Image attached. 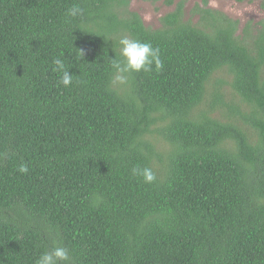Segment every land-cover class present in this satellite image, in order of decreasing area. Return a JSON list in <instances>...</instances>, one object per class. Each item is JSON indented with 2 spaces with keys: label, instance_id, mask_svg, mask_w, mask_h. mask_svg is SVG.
<instances>
[{
  "label": "trees",
  "instance_id": "16d2710c",
  "mask_svg": "<svg viewBox=\"0 0 264 264\" xmlns=\"http://www.w3.org/2000/svg\"><path fill=\"white\" fill-rule=\"evenodd\" d=\"M186 2L153 30L129 0H0V264H264V21ZM124 36L163 67L112 83Z\"/></svg>",
  "mask_w": 264,
  "mask_h": 264
},
{
  "label": "rangeland",
  "instance_id": "374dc122",
  "mask_svg": "<svg viewBox=\"0 0 264 264\" xmlns=\"http://www.w3.org/2000/svg\"><path fill=\"white\" fill-rule=\"evenodd\" d=\"M129 10L133 13H137L143 20L147 28L156 30L161 27L160 20L162 17L174 12L180 0H175L171 5L169 0H161L159 2H151L150 0H129ZM261 0H253L251 2L237 3L235 0H210L209 9L221 12L227 15L230 19L239 22V36H244V31L250 26L251 31L256 34V31L260 28L258 23L264 21V11L261 6ZM202 6V0H187L185 7V20L192 21L194 25L199 22V17L196 16L194 10L196 7ZM224 76L215 74L212 77V82L207 86V100H213L215 93L216 81L224 79L229 81V77L226 74L221 73ZM226 97V101L230 102L233 99L236 103H239V98H234L230 86H225L222 89ZM225 110H218L214 113V118L223 119ZM243 127L253 130L250 127ZM254 134V138L257 139V135ZM162 144V143H161Z\"/></svg>",
  "mask_w": 264,
  "mask_h": 264
},
{
  "label": "clouds",
  "instance_id": "9594fccd",
  "mask_svg": "<svg viewBox=\"0 0 264 264\" xmlns=\"http://www.w3.org/2000/svg\"><path fill=\"white\" fill-rule=\"evenodd\" d=\"M83 14L84 9L79 5L73 6L68 11L70 17L83 16ZM119 45V58H114L111 62L114 69L112 83L124 84L127 82L128 73L151 71L153 64L157 70L163 67L159 48L153 47L150 42H140L124 36L119 40ZM53 64L54 70L62 73L60 84L69 87L72 84V74L66 69L64 61L55 58ZM19 172L26 174L28 172L27 165H21ZM133 175L142 177L143 181L149 184L156 180V176L150 167L135 168ZM36 264H70L69 250L59 244H54L50 251H45L39 256Z\"/></svg>",
  "mask_w": 264,
  "mask_h": 264
}]
</instances>
